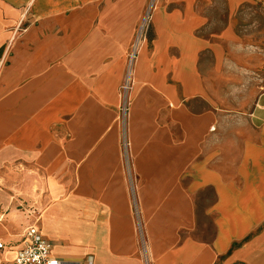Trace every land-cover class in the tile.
<instances>
[{
  "label": "crops",
  "instance_id": "crops-1",
  "mask_svg": "<svg viewBox=\"0 0 264 264\" xmlns=\"http://www.w3.org/2000/svg\"><path fill=\"white\" fill-rule=\"evenodd\" d=\"M149 2L0 0V263L36 222L65 261L264 264V91L221 107L230 18L214 29L213 0H155L123 110Z\"/></svg>",
  "mask_w": 264,
  "mask_h": 264
},
{
  "label": "rangeland",
  "instance_id": "rangeland-1",
  "mask_svg": "<svg viewBox=\"0 0 264 264\" xmlns=\"http://www.w3.org/2000/svg\"><path fill=\"white\" fill-rule=\"evenodd\" d=\"M154 2L150 0L142 14L146 10L151 14ZM207 10L214 16V29L227 21L225 0H213ZM229 15L235 35L225 46V66L221 72L213 74L209 85L213 86L221 107L248 111L253 99L264 91V0H247ZM33 21L20 20L15 25L17 33H23ZM150 32L151 21L147 38ZM201 228L209 235L210 218L201 222Z\"/></svg>",
  "mask_w": 264,
  "mask_h": 264
},
{
  "label": "built area",
  "instance_id": "built-area-1",
  "mask_svg": "<svg viewBox=\"0 0 264 264\" xmlns=\"http://www.w3.org/2000/svg\"><path fill=\"white\" fill-rule=\"evenodd\" d=\"M151 14L146 10L136 26L133 40L131 42L128 56L127 68L124 80L119 88L120 103L119 106L126 110L128 104V93L133 85V65L137 55L147 39V31ZM3 244L0 242V248ZM51 242L46 240L39 231V228L34 222L25 228L23 234V244L17 250L15 257L11 261L1 262L0 264H91V260L84 262L65 261L54 257L51 254Z\"/></svg>",
  "mask_w": 264,
  "mask_h": 264
}]
</instances>
